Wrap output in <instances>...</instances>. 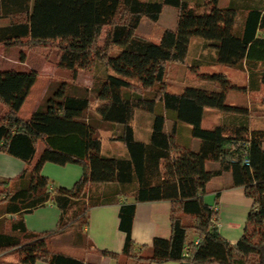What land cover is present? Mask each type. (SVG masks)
Segmentation results:
<instances>
[{
	"label": "trees",
	"instance_id": "trees-1",
	"mask_svg": "<svg viewBox=\"0 0 264 264\" xmlns=\"http://www.w3.org/2000/svg\"><path fill=\"white\" fill-rule=\"evenodd\" d=\"M220 3L0 0V44L20 47L22 62L23 47H51L57 51L58 68L70 70L76 78L80 70L96 72L100 64L108 65L112 48L120 43L126 53L154 62L151 73L137 80L109 71L80 93L48 96L28 117L20 111L39 78L38 70L0 69V103L6 107L0 114V151L26 163L17 177L0 178V203L6 213L20 215L8 223L4 219L0 264H98L52 250L51 237L72 229L75 242L83 244L90 209L117 202L121 196L135 198L120 209L125 259L103 251L121 264H264V126L254 124L257 109L251 103L228 101L231 91L249 95L264 88V0ZM167 6L177 9V23L164 29L158 42L137 33L143 18L157 22ZM104 28L105 41L100 45ZM197 37L212 51V62L247 71V84L233 82L222 71L202 72L201 84L171 91L168 64H186ZM205 63L197 61L191 67ZM206 108L221 113L210 128L203 126ZM139 109L153 115L147 139L137 138L132 124ZM98 120L121 128L112 139L124 145L126 156L103 152ZM194 138L200 141L196 149L190 144ZM210 161L219 162V168L208 167ZM47 162L76 163L84 171L73 187L50 189L51 180L43 173ZM225 171L232 172L233 187L244 186L253 198L247 229L236 243L221 234L219 209L205 200L208 183ZM220 193L216 192V201ZM162 200L171 202V236L157 235L149 250L132 238L136 204ZM48 202L61 210L57 227L29 230L24 214ZM251 225L261 228L257 237ZM11 254L16 261L4 259Z\"/></svg>",
	"mask_w": 264,
	"mask_h": 264
},
{
	"label": "crops",
	"instance_id": "crops-1",
	"mask_svg": "<svg viewBox=\"0 0 264 264\" xmlns=\"http://www.w3.org/2000/svg\"><path fill=\"white\" fill-rule=\"evenodd\" d=\"M223 5H225V3H223ZM7 21L8 20H3V22ZM6 48L7 47L4 46V50ZM245 72L247 79L242 85H245L248 82V73L247 71ZM234 92L235 91H231L230 93L233 94ZM232 102L238 103L234 100ZM39 106L40 105H33V108H31L32 110L25 113L26 116L24 117L30 116ZM250 106H254V108L257 109L253 114V119L255 121L254 124L256 126H264V103L262 105ZM23 107L24 105L21 108L20 114L23 113ZM5 110L6 107L0 105V114ZM220 116L221 113L219 118ZM108 126L115 131V125L110 123ZM112 144L115 145L107 147L106 154H116L120 156L127 155V151L120 141H112ZM42 147L43 145L40 144L39 150H41ZM117 148L120 149L119 152H117ZM25 166L26 163L21 158L0 151V178H15L23 171ZM219 166L220 163L217 161L208 162V167L212 169L219 168ZM83 171V166L76 163L61 165L54 162H47L43 167V173L51 180L49 185L50 189H53L56 186L67 188L73 187L76 181L82 176ZM232 182L233 176L231 171H225L223 174L215 176L207 185L208 192L205 195V200L219 209L220 220L218 225L221 234L232 243H236L247 229L249 215L253 207V198L247 194L244 186L233 187ZM218 190H221V193L216 201V192ZM134 201V197L128 196L125 198L121 196L117 202L92 207L89 212V222L82 230L86 241L83 244L78 245L75 242V233L72 232L71 229L62 234L52 236L50 240L51 249L98 264H121L119 260L110 255L103 254V251L118 253L120 255V260L125 259L122 252L126 242V232L120 227V209L123 202ZM170 210L171 202L168 200L137 202L132 229L133 240L139 245H147L150 250L157 235L170 237L172 232ZM60 214L61 210L52 202H48L46 205L24 214L23 218L25 225L29 230L46 232L57 227ZM18 218H20V215L18 214L6 213L4 204L0 203V229L4 228V219H6L5 222L8 223ZM191 237L196 238V235L192 234ZM128 263L138 264L134 261H128L127 264ZM36 264L50 263L38 261ZM153 264L189 263L168 261Z\"/></svg>",
	"mask_w": 264,
	"mask_h": 264
},
{
	"label": "rangeland",
	"instance_id": "rangeland-1",
	"mask_svg": "<svg viewBox=\"0 0 264 264\" xmlns=\"http://www.w3.org/2000/svg\"><path fill=\"white\" fill-rule=\"evenodd\" d=\"M192 4L196 0H190ZM228 0H221V5L227 3ZM177 9L172 6H167L159 21L153 22L147 18H143L140 27L137 29V33L147 36L148 38L158 42L162 35V32L166 28H172L177 23ZM107 28H104L100 36L99 44L103 45L105 41ZM202 38H193L191 44V50L186 64H177L171 63L168 64V74H167V84L171 91H180L185 84L196 85L201 84L202 72H213V71H222L228 74L229 78L237 83L244 84L246 81V72L243 70H236L229 66L217 64L212 62V51L210 49L202 47ZM124 43L116 45L111 50V58L109 64H100L96 72L89 71H80L76 78L73 77V74L70 70L58 68L56 64V54L57 51L51 47H23L26 52L25 61H21V50L20 47H7L4 50V46L0 44V69L7 68H19V69H30V67H35L38 69L39 78L31 90L24 107L21 113L22 116H26L25 113L31 111L33 105H40L44 100L49 96L50 98H60L66 92H82L84 88L91 87L94 81L97 79V76H104L106 72H120L124 73L127 76L137 80L141 76H146L151 73V70L154 67L153 58L150 57H140L137 55L126 53L123 50ZM4 54V56H3ZM204 55V57H203ZM205 61L201 67H191L197 61ZM238 103H251L252 105H262L264 102V88L260 92L252 94H244L242 92L230 93L228 101ZM0 105H2L0 103ZM93 105H96L94 102ZM24 114V115H23ZM92 114V112H91ZM94 115V114H93ZM220 111L214 108H207L205 112V118L203 120V126L205 128H210L215 125L218 121ZM152 113L145 110H137L135 117L133 119V126L137 132V138L147 139L151 132V119ZM100 120V119H99ZM98 120V121H99ZM110 123L99 121L100 125L98 133L102 137L103 141V152L107 153V147L113 146L112 136H117L121 133V128L115 126V131H113L108 125ZM187 126V125H186ZM167 128H171V121L167 122ZM182 133L185 136L189 135L188 130H183ZM111 135V136H110ZM199 139H191V148L196 149L199 145ZM109 143V144H108ZM127 151V149L125 148ZM120 149L117 148V152ZM261 228H255L251 225L250 230L257 237ZM255 230V231H254ZM5 260L16 261L17 258L14 254L4 257ZM129 264V263H128Z\"/></svg>",
	"mask_w": 264,
	"mask_h": 264
},
{
	"label": "built area",
	"instance_id": "built-area-1",
	"mask_svg": "<svg viewBox=\"0 0 264 264\" xmlns=\"http://www.w3.org/2000/svg\"><path fill=\"white\" fill-rule=\"evenodd\" d=\"M215 209H217V207H215Z\"/></svg>",
	"mask_w": 264,
	"mask_h": 264
}]
</instances>
